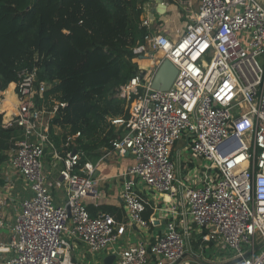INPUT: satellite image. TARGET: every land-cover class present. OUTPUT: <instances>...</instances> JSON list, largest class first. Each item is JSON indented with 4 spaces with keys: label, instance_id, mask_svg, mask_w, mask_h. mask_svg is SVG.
Segmentation results:
<instances>
[{
    "label": "built area",
    "instance_id": "built-area-1",
    "mask_svg": "<svg viewBox=\"0 0 264 264\" xmlns=\"http://www.w3.org/2000/svg\"><path fill=\"white\" fill-rule=\"evenodd\" d=\"M140 27L147 31L132 48L138 73L116 89L128 118L110 121L128 127L110 141L111 149L134 158L121 175V198L129 224L147 229L148 203L135 187L139 179L177 198L195 229L170 221L157 242L123 249L118 264H188L186 257L202 262L193 252L194 235L199 247L207 243L219 251L205 263L264 264V7L257 0H199L176 41L151 31L148 20ZM142 59L150 62L147 69L138 65ZM164 59L177 73L168 90H154L151 81ZM13 85L16 110L1 113L0 126L23 132L8 165L30 196L21 201L8 239L0 242V264H76L66 238L101 252L124 236L125 226L87 210L86 198L95 195L94 169L85 162L74 171L82 156L75 150L79 132L66 135L62 154H54L62 163L55 186L66 194L62 205L54 203L44 155L54 150L51 121L66 103L56 99L58 93L46 97L53 84L38 80L35 69H21ZM181 140L192 157L209 162L194 182L176 168L181 150L172 159ZM222 249L228 255L221 257Z\"/></svg>",
    "mask_w": 264,
    "mask_h": 264
},
{
    "label": "trees",
    "instance_id": "trees-1",
    "mask_svg": "<svg viewBox=\"0 0 264 264\" xmlns=\"http://www.w3.org/2000/svg\"><path fill=\"white\" fill-rule=\"evenodd\" d=\"M146 0H0V92L21 69L37 71L53 88L46 97L66 103L51 121L50 138L59 147L66 135L80 133L79 165L95 162L100 147L111 148L110 121L128 118L116 89L138 73L132 48L141 43ZM3 114L0 113V121ZM54 128L60 133L54 135ZM23 138L20 128L0 126V166Z\"/></svg>",
    "mask_w": 264,
    "mask_h": 264
},
{
    "label": "crops",
    "instance_id": "crops-1",
    "mask_svg": "<svg viewBox=\"0 0 264 264\" xmlns=\"http://www.w3.org/2000/svg\"><path fill=\"white\" fill-rule=\"evenodd\" d=\"M199 0H146L141 8L140 22L150 21L151 31L164 34L169 40L176 41L186 28L188 19L196 13ZM147 31V30H146ZM138 65L143 69L150 66L148 59L138 60ZM5 92V91H4ZM1 92V93H4ZM3 100L0 104V113L8 114L3 107ZM17 105V104H16ZM11 110L9 113L15 112ZM114 139L122 137L128 132L127 126L112 125ZM59 128H54V135L60 133ZM50 133V132H49ZM64 148L62 142L59 147L45 149L44 172L48 184H51V194L54 203L62 205L66 199L64 187L55 186L58 173L62 167L61 161L54 157V154H62ZM181 150V157L176 161L177 170L180 168L182 176L189 175L190 181L194 182L199 171H194L193 164L185 163V143L181 140L172 149V159H176L177 151ZM101 156L95 161H87L93 165L92 178L95 181V195H89L85 200V205L91 216L105 214L111 217L116 226H125V233L118 241L114 242L107 249L101 252H92L79 239L66 238L69 244L68 254L73 263L76 264H118L119 254L128 245L145 242L153 244L166 232V225L174 221L178 228L195 229L191 219L186 215L185 208L179 205L177 198H170L167 194L154 191L146 186L139 179L136 182V193L147 203L148 207L143 215L148 221L147 229L128 222L127 212L124 207L121 191L123 177L121 176L129 167L134 164L131 154L124 156L117 155L111 148L104 145L100 147ZM13 154V152H12ZM8 157L0 166V228L11 231L19 212L21 201L30 196L25 182L14 170L9 168ZM190 173H187L189 172ZM4 235L1 241H6L9 237ZM199 235V233H198ZM198 236L194 235L193 252L199 246ZM197 246V247H196ZM186 263L192 264L195 261L192 257L185 258ZM197 264V263H196ZM200 264H205L201 262Z\"/></svg>",
    "mask_w": 264,
    "mask_h": 264
},
{
    "label": "rangeland",
    "instance_id": "rangeland-1",
    "mask_svg": "<svg viewBox=\"0 0 264 264\" xmlns=\"http://www.w3.org/2000/svg\"><path fill=\"white\" fill-rule=\"evenodd\" d=\"M257 1L264 7V0H257ZM210 60H211V58H207V62H210ZM13 88H14V85L11 84L4 93L0 92V104H1V100H3L2 101L3 107L1 106V109H4L7 113H9L11 110H14V107L17 104V99H16L15 92H14ZM126 110H127V106H126ZM15 147H16V143H15L14 148ZM182 153L184 155L185 163L193 164V167L195 168L194 171L198 172L201 169H203L204 167L209 165V162H207L205 160H200L197 158L195 159V157H192V154H190L189 151H185V153L184 152H182ZM8 234H9L8 229L0 228V238L1 239L3 238L4 235H8ZM4 238H5V236H4ZM204 248H207L206 253H204V251H203ZM217 252H219V251L214 250L211 247V245L207 244V243H202L201 246L200 247L198 246L195 250V254L198 256L197 258H199L202 261L205 258V261H208V262H213L214 258H216L218 255ZM201 254H202V257L200 256ZM224 255H228V254L225 252V250L222 249L221 257ZM195 262L197 264H200L199 260H198V262L197 261H195ZM196 263L193 262L192 264H196ZM205 264H211V263H205Z\"/></svg>",
    "mask_w": 264,
    "mask_h": 264
},
{
    "label": "water",
    "instance_id": "water-1",
    "mask_svg": "<svg viewBox=\"0 0 264 264\" xmlns=\"http://www.w3.org/2000/svg\"><path fill=\"white\" fill-rule=\"evenodd\" d=\"M176 73V68L169 60H162L152 78L151 88L158 91L168 90L176 76Z\"/></svg>",
    "mask_w": 264,
    "mask_h": 264
},
{
    "label": "bare ground",
    "instance_id": "bare-ground-1",
    "mask_svg": "<svg viewBox=\"0 0 264 264\" xmlns=\"http://www.w3.org/2000/svg\"><path fill=\"white\" fill-rule=\"evenodd\" d=\"M10 86V85H9Z\"/></svg>",
    "mask_w": 264,
    "mask_h": 264
}]
</instances>
